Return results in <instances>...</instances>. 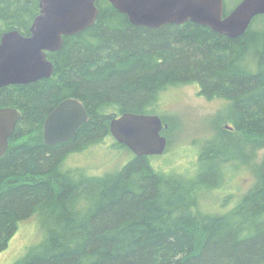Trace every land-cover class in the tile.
<instances>
[{
  "label": "trees",
  "instance_id": "16d2710c",
  "mask_svg": "<svg viewBox=\"0 0 264 264\" xmlns=\"http://www.w3.org/2000/svg\"><path fill=\"white\" fill-rule=\"evenodd\" d=\"M223 1L227 14L241 0ZM38 4L0 0V37L29 33ZM95 5L94 24L50 54L49 79L0 89V109L21 114L0 157V253L32 220L38 240L11 264H264V14L231 39L190 22L136 27L107 0ZM195 82L231 110L215 125L221 146L195 155L193 176L157 168L163 154L137 157L111 137L110 121L124 113L157 115L167 137L158 91ZM65 99L80 101L88 121L70 141L47 146L43 122ZM106 138L131 156L119 171L67 166L69 155ZM244 146L253 187L231 208L222 210L228 197L207 208L203 177L217 172L200 162L223 165L235 159L226 157L230 147Z\"/></svg>",
  "mask_w": 264,
  "mask_h": 264
},
{
  "label": "water",
  "instance_id": "95a60500",
  "mask_svg": "<svg viewBox=\"0 0 264 264\" xmlns=\"http://www.w3.org/2000/svg\"><path fill=\"white\" fill-rule=\"evenodd\" d=\"M136 27L158 29L166 25L193 23L235 39L252 19L264 14V0H241L225 14L223 0H107ZM39 15L30 36L17 31L0 37V87L29 84L48 78L53 66L43 51H56L64 36L80 33L96 20L95 0H39ZM0 110V156L15 130V112ZM88 121L83 105L74 99L62 101L43 122V141L55 146L70 141ZM167 125L157 115L124 113L109 123L111 137L133 155L160 156L166 148L162 135Z\"/></svg>",
  "mask_w": 264,
  "mask_h": 264
},
{
  "label": "rangeland",
  "instance_id": "374dc122",
  "mask_svg": "<svg viewBox=\"0 0 264 264\" xmlns=\"http://www.w3.org/2000/svg\"><path fill=\"white\" fill-rule=\"evenodd\" d=\"M238 2L239 0L235 3ZM195 83L197 86L185 83L165 87L158 91L157 112L166 120L170 128L168 126L167 148L162 153L164 156L159 157L158 160L153 159L152 162L153 166L155 165L157 168L162 166L169 172L174 171L188 176L194 175L195 164L192 160L196 161L195 155H198L205 147V151H208L211 144V148L221 146V142L216 139H219V136L215 125H219L220 119L226 117V114L228 117L231 110L230 103L224 106L220 99L201 95L200 85ZM226 126L227 124L224 122L220 127L225 129ZM113 143L112 138H106L82 152L69 155L66 164L69 167L83 166L88 170L91 168L93 173L98 174L104 171H106L104 173L119 171L131 159V156L127 151L110 147ZM226 153V157L235 159L225 162L223 165H212L208 160L199 164L201 170L208 169L217 172V175L205 174L206 176L203 177V180L208 182L204 185L209 189L203 196L207 203L206 207L213 206L211 209L215 211L220 208L214 206L217 198L228 197L226 205L222 209L226 210L231 208L232 202H237L254 184L253 169H247V163L250 162V158L247 159V147L244 146L239 150L230 147ZM263 154L264 150H261L259 156ZM220 180H223L221 185L216 187ZM210 191L213 192L209 193ZM225 213L229 214V210ZM36 222L26 220L19 225L8 242L6 250L0 253V264H11L38 240L39 234L36 225H34Z\"/></svg>",
  "mask_w": 264,
  "mask_h": 264
},
{
  "label": "flooded vegetation",
  "instance_id": "af4514ba",
  "mask_svg": "<svg viewBox=\"0 0 264 264\" xmlns=\"http://www.w3.org/2000/svg\"><path fill=\"white\" fill-rule=\"evenodd\" d=\"M96 1V0H95ZM38 6H39V4H38ZM96 6V5H95ZM97 8V7H96ZM98 10V9H97ZM39 12H40V8H39ZM38 15H39V13H38ZM98 16V15H97ZM35 19V18H34ZM97 19V18H96ZM33 23V22H32ZM94 24V23H93ZM92 24V25H93ZM32 25V24H31ZM13 31H15V30H13ZM84 31V30H83ZM8 32H11V31H8ZM18 32V31H17ZM7 33V32H6ZM19 33V32H18ZM20 35H22L23 37H29L30 36V29H29V33H26V34H21V33H19ZM78 34V33H77ZM75 35V34H74ZM69 36H71V35H69ZM64 37H67V36H64ZM63 37V38H64ZM63 38H62V44H63ZM62 46V45H61ZM61 48V47H60ZM60 49H58V50H56V51H53V52H50V51H43L44 52V54H45V59H46V61L48 62V63H51V65L53 66V70H54V63H53V61H52V59H50L51 58V55L50 54H52V53H56V52H58ZM52 74H53V71H52V73H51V75L48 77V78H44V79H49L51 76H52ZM41 80H43V79H41ZM38 81H40V80H38ZM37 82V81H36ZM34 83V82H33ZM29 84H31V83H29ZM16 85H28V84H16ZM10 86H14V85H6V86H3V87H0V89L1 88H8V87H10ZM201 93V92H200ZM65 100H67V99H65ZM74 100H76V99H74ZM64 101V100H63ZM78 101V100H77ZM62 102V101H61ZM60 102V103H61ZM78 102H80V101H78ZM81 103V102H80ZM82 104V103H81ZM83 105V104H82ZM56 106H58V105H56ZM84 107V106H83ZM56 108V107H55ZM55 108H53L48 114H47V116L55 109ZM84 109H85V107H84ZM0 110H9V111H13L12 113H14L15 114V116L18 118V120H17V123L16 124H18V122L20 121V119H21V114H20V111L18 110V109H16V108H12V107H7V108H1ZM85 111H86V109H85ZM86 113H87V111H86ZM88 115V114H87ZM46 116V117H47ZM115 118H117V117H115ZM15 128H16V126H15ZM225 131H230V130H232V128L229 126V125H227L226 126V128L224 129ZM15 131V130H14ZM164 131V130H163ZM14 133V132H13ZM13 133H12V135H13ZM163 133V132H162ZM11 135V136H12ZM42 135H43V125H42ZM11 136H10V138H11ZM43 137V136H42ZM165 137V136H164ZM9 138V139H10ZM166 138V137H165ZM166 142H167V138H166ZM7 147H8V142H7ZM7 147H6V150H7ZM167 148V147H166ZM6 150H5V152H6ZM4 152V153H5ZM3 156V155H2ZM1 157V156H0Z\"/></svg>",
  "mask_w": 264,
  "mask_h": 264
},
{
  "label": "bare ground",
  "instance_id": "6f19581e",
  "mask_svg": "<svg viewBox=\"0 0 264 264\" xmlns=\"http://www.w3.org/2000/svg\"><path fill=\"white\" fill-rule=\"evenodd\" d=\"M81 32H82V31H81ZM81 32H80V33H81Z\"/></svg>",
  "mask_w": 264,
  "mask_h": 264
}]
</instances>
